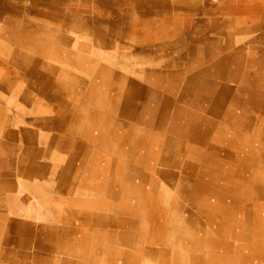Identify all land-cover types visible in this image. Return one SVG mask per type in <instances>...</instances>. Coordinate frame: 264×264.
Segmentation results:
<instances>
[{
    "label": "rangeland",
    "instance_id": "374dc122",
    "mask_svg": "<svg viewBox=\"0 0 264 264\" xmlns=\"http://www.w3.org/2000/svg\"><path fill=\"white\" fill-rule=\"evenodd\" d=\"M72 1L48 43L0 22V264H264V0Z\"/></svg>",
    "mask_w": 264,
    "mask_h": 264
},
{
    "label": "bare ground",
    "instance_id": "6f19581e",
    "mask_svg": "<svg viewBox=\"0 0 264 264\" xmlns=\"http://www.w3.org/2000/svg\"><path fill=\"white\" fill-rule=\"evenodd\" d=\"M63 0H0V6H2V8L0 7V22L2 24H6V23H10L9 21L5 20V16L8 15H15L17 20L15 19L14 21H12L13 23L10 24V27L13 31L11 40H13L14 42H21L23 41V44L28 43V42H38L40 43L41 40H43L44 42L48 43L49 40L51 39V36H54L57 33V30L60 31L61 29H65L68 26V22H69V17H67V11L65 8L62 7V9L60 8V2H62ZM69 0H67L66 4L68 3ZM81 1L83 0H77L78 3H81ZM86 3H90L92 7L96 8L94 11V14L96 17H92L91 15L87 18H84V16L82 17L81 15H75V17H77V19L79 20H85L86 23L84 24H80V28L84 29L83 27L87 26V25H92L94 28L96 29H100L103 30V32H108L109 29H111V25L107 24L105 22L108 21V17L110 16V13H121L124 19L123 23H126L128 21V19H132L131 16H133V9L136 8H140V10H144L145 8L148 9L149 6L156 8V1L157 0H153V3H150V1L148 0H84ZM195 1V0H194ZM246 1V0H245ZM244 1V2H245ZM71 2H76V1H72ZM187 2V0H186ZM203 2V1H202ZM171 3V1H170ZM178 4V3H177ZM186 4V3H185ZM215 4V3H214ZM231 4V3H230ZM233 4V3H232ZM231 4V5H232ZM240 4V3H239ZM189 5V4H187ZM191 5V4H190ZM200 5V4H199ZM210 5V4H209ZM4 7V8H3ZM41 7V8H40ZM177 7V6H176ZM231 7V6H230ZM91 8V7H90ZM190 8V7H187ZM193 8V7H192ZM236 8V7H235ZM49 9V10H47ZM197 9V8H196ZM194 9V10H196ZM223 9V8H222ZM198 10V9H197ZM51 11V12H50ZM58 13V14H56ZM253 13H255L253 15ZM264 13V3H260V1H255L252 4V8L250 9V11H248L246 13V17H248L249 19L254 18V16L257 14H263ZM5 14V16H4ZM244 14V13H243ZM183 15V14H182ZM260 19V17L258 18ZM235 21V20H234ZM145 23V22H144ZM157 23V22H156ZM85 25V26H84ZM257 25V23H256ZM2 26V25H1ZM64 26V27H63ZM247 28V27H245ZM241 29L239 32L240 33H244V29ZM86 30V28H85ZM256 27L252 26L251 31L255 32ZM101 32V31H100ZM218 33V32H217ZM220 34V33H219ZM230 34V33H229ZM62 35V34H59ZM85 35V34H83ZM99 35V34H98ZM232 36V35H231ZM230 36V37H231ZM97 37V36H96ZM82 38V37H81ZM259 38V37H258ZM3 39V38H2ZM60 39V38H59ZM62 39V37H61ZM65 39V38H64ZM76 40V38L74 39V41ZM81 40V39H80ZM4 41V40H3ZM56 41V40H55ZM58 41V40H57ZM77 41V40H76ZM88 41V40H86ZM96 41V38H95ZM60 42V40H59ZM64 42V40H63ZM67 42V41H66ZM5 43V44H4ZM4 43L0 42V51H4L6 54L9 55V57L11 58V62L14 64V66H18L19 62L21 61L20 58V54L17 51H13V50H9V46L8 43L6 41H4ZM65 43V42H64ZM74 43V42H73ZM118 43V42H117ZM16 44V43H14ZM67 44V43H66ZM65 44V45H66ZM85 45V44H84ZM17 46V45H15ZM73 46V44H72ZM75 46V45H74ZM81 50H84V48L81 46L80 47ZM92 48V47H91ZM90 48V49H91ZM75 49V48H74ZM44 50V49H43ZM103 50V49H102ZM115 50V49H114ZM40 51V50H39ZM77 51V50H76ZM113 51V50H110ZM81 52V51H80ZM91 52V51H90ZM102 52V51H101ZM108 52V51H107ZM116 52V51H115ZM12 53L13 57L10 55ZM42 53V52H41ZM45 53V52H44ZM95 53V52H94ZM93 53V54H94ZM106 54V52H104ZM69 54V53H68ZM77 54V52H76ZM86 54V53H85ZM102 54V53H101ZM72 55V54H71ZM114 55V54H113ZM68 56V55H67ZM75 56V55H74ZM73 56V57H74ZM87 56L89 57L90 54ZM97 56V55H96ZM95 57V56H94ZM102 57V56H101ZM6 58V57H5ZM41 58V57H40ZM45 58V57H44ZM53 58V57H52ZM67 58V57H66ZM86 58V57H85ZM84 58V59H85ZM103 58V57H102ZM107 58V57H106ZM113 58V57H112ZM111 58V59H112ZM8 59V58H7ZM46 59V58H45ZM75 59V57L73 58V60ZM104 59V58H103ZM115 59V58H114ZM43 60V59H42ZM53 60V59H52ZM71 60V59H70ZM87 60V59H86ZM48 61V60H47ZM46 62V61H45ZM57 62V60H56ZM111 62V61H110ZM59 63V62H58ZM62 63V62H61ZM70 63V62H69ZM115 63V62H113ZM132 63V62H131ZM136 63V62H135ZM64 64V63H63ZM124 64V63H123ZM67 65V64H65ZM77 65V64H76ZM102 65V64H101ZM100 65V66H101ZM110 65V64H109ZM112 65V64H111ZM104 66V65H103ZM113 66V65H112ZM123 66V65H122ZM40 68V66H38ZM75 67V66H74ZM115 67V66H114ZM121 67V65H120ZM125 67V66H124ZM127 68V67H126ZM130 68V67H129ZM43 69V68H41ZM64 69V68H63ZM62 69V70H63ZM103 69V68H100ZM36 70V69H35ZM109 70V69H108ZM111 70V69H110ZM146 70V69H145ZM65 71V69H64ZM102 71V70H101ZM108 72V71H107ZM111 72V71H110ZM31 73V72H29ZM59 73V72H58ZM61 73V71H60ZM87 73V72H86ZM163 73V72H162ZM161 73V74H162ZM63 74V73H62ZM150 74V73H149ZM156 74V73H155ZM159 74V75H161ZM255 74V73H254ZM253 74V75H254ZM57 75V74H56ZM72 75V74H71ZM73 76V75H72ZM83 76V75H82ZM154 76V74H153ZM30 77V75H29ZM37 77V76H36ZM56 77V76H55ZM68 77V76H67ZM88 77V76H87ZM156 78H158L157 76H155ZM35 78V77H33ZM253 78V76H252ZM32 79V78H31ZM147 79V78H146ZM256 79V78H255ZM145 81V80H144ZM155 82V81H154ZM258 82V81H256ZM245 84V83H244ZM243 84V85H244ZM138 85V84H137ZM150 85V84H149ZM255 84H253L254 86ZM134 86V85H133ZM152 86V85H151ZM256 86V85H255ZM80 87V86H79ZM259 88V87H258ZM121 89V88H120ZM260 89V88H259ZM84 90V89H83ZM74 91V90H73ZM262 91V90H260ZM78 90L75 92L77 93ZM80 93V92H79ZM260 93V92H259ZM264 93V92H263ZM78 94V93H77ZM120 94V93H119ZM73 97V96H72ZM260 99V98H259ZM261 100V99H260ZM259 101V100H258ZM121 102V101H120ZM263 102V101H262ZM263 105V104H262ZM25 109V108H24ZM257 109V108H255ZM26 110V109H25ZM147 111V110H146ZM146 113V112H145ZM253 114V113H252ZM146 115V114H144ZM257 117V116H256ZM145 118V117H143ZM259 120V119H258ZM222 123V122H221ZM231 123H232V117H231ZM218 124V123H217ZM221 125V124H220ZM237 125V124H236ZM244 128V127H243ZM217 131V130H216ZM220 132V131H219ZM217 133V132H216ZM214 135V134H213ZM220 135V134H219ZM221 136V135H220ZM219 137V136H218ZM217 137V138H218ZM165 138V136H164ZM168 138V136H167ZM175 138V137H174ZM233 138V137H232ZM241 138V137H240ZM176 139V138H175ZM214 139V138H213ZM234 139V138H233ZM164 140V139H163ZM212 141V140H211ZM232 141V140H230ZM221 142V141H219ZM213 143V141H212ZM171 146L173 144L170 143ZM159 145V144H158ZM161 146V145H160ZM165 146V145H164ZM184 147L185 144H184ZM183 147V148H184ZM210 147V146H209ZM208 147V148H209ZM256 147V146H255ZM187 148V147H186ZM223 148V147H222ZM192 149V148H191ZM215 149V148H214ZM221 149V148H219ZM258 149V148H257ZM152 153V149L150 148ZM189 150V149H188ZM217 150V149H216ZM226 150V149H225ZM158 151V150H157ZM161 151V150H160ZM148 152V153H149ZM190 152V151H189ZM210 152V151H209ZM230 152V151H229ZM150 153V155H151ZM157 153V152H156ZM191 153V152H190ZM189 153V154H190ZM154 154V151L153 153ZM170 155V153H168ZM156 155V154H155ZM168 155V156H169ZM188 155V154H187ZM193 155V154H192ZM227 155V154H226ZM258 155V154H257ZM149 156V155H148ZM167 156V157H168ZM233 157V155H231ZM152 160H153V156ZM156 157V156H155ZM256 157V155H255ZM183 158V157H182ZM212 158V156L210 157ZM239 158V157H238ZM254 158V157H253ZM261 158V157H260ZM150 159V158H149ZM158 159H160L158 157ZM255 159V158H254ZM151 160V159H150ZM179 161V157L177 162ZM148 163V162H147ZM152 162H150L151 164ZM168 164V163H167ZM166 164V165H167ZM150 168V166H148ZM150 170V169H149ZM168 178V177H167ZM170 180V179H169ZM166 183V182H165ZM178 183V182H177ZM180 183V182H179ZM172 184V183H170ZM174 184V183H173ZM170 186V185H169ZM173 187V186H171ZM157 189V188H156ZM253 189V188H252ZM166 190V189H165ZM157 192V190H156ZM164 193V192H162ZM230 193V192H229ZM234 194V193H233ZM163 195V194H162ZM167 195V194H166ZM235 195V194H234ZM257 195V194H256ZM165 196V195H164ZM170 197V196H169ZM242 198V197H241ZM254 198V197H253ZM252 200V199H251ZM250 200V201H251ZM243 204V203H241ZM253 212V211H252ZM261 214V213H260ZM213 215V214H212ZM262 215V214H261ZM253 216V215H252ZM241 219V218H240ZM254 219V218H253ZM229 220V219H228ZM258 220V219H257ZM225 221H227L225 219ZM228 223V222H227ZM232 223V221H231ZM230 223V224H231ZM254 223V222H253ZM239 225V223H237ZM243 224V223H242ZM244 225V224H243ZM242 225V226H243ZM254 229V228H253ZM243 230V229H241ZM246 230V229H245ZM238 232V230H237ZM236 234V233H235ZM240 234V233H239ZM252 234V231H251ZM235 236V235H234ZM238 236V234H237ZM254 237V235H253ZM242 238V237H240ZM255 238V237H254ZM257 238V237H256ZM231 239V238H230ZM241 240V239H240ZM251 241V240H250ZM264 248V247H263ZM229 249V248H228ZM230 250V249H229ZM233 252V251H232ZM225 253V252H224ZM235 253V252H234ZM221 254V253H219ZM223 256V255H222ZM226 256V255H225ZM224 256V257H225ZM223 257V258H224ZM230 257V256H229ZM228 257V258H229ZM234 257V256H233ZM227 258V259H228ZM231 258V257H230ZM226 261H230L227 260ZM233 259V258H232ZM221 261V258L219 259ZM218 260V262H219ZM224 260V259H223ZM225 261V260H224ZM225 261V262H226ZM224 262V263H225ZM214 263V262H213ZM222 263V262H221ZM220 263V264H221ZM223 264V263H222ZM229 264V262H228Z\"/></svg>",
    "mask_w": 264,
    "mask_h": 264
},
{
    "label": "crops",
    "instance_id": "0c3cea01",
    "mask_svg": "<svg viewBox=\"0 0 264 264\" xmlns=\"http://www.w3.org/2000/svg\"><path fill=\"white\" fill-rule=\"evenodd\" d=\"M0 7L2 8V6H0ZM3 8H4V7H3ZM67 169H68V162H67ZM85 252H86V251H85ZM92 252H93V251H92ZM68 254L72 256L74 253H73V252H70V251H68Z\"/></svg>",
    "mask_w": 264,
    "mask_h": 264
}]
</instances>
